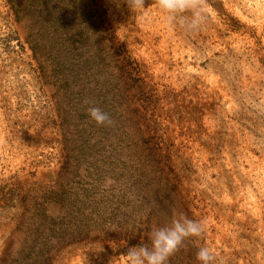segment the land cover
I'll return each instance as SVG.
<instances>
[{
  "label": "rangeland",
  "instance_id": "obj_1",
  "mask_svg": "<svg viewBox=\"0 0 264 264\" xmlns=\"http://www.w3.org/2000/svg\"><path fill=\"white\" fill-rule=\"evenodd\" d=\"M78 1L96 5L92 20L100 15L122 51L87 103L59 93L48 56L34 55L38 6L19 20L0 0V264H127L130 247L150 246L152 230L180 213L205 230L168 264H201V247L215 264H264V0H208L195 32L169 27L152 0L142 14ZM127 74L150 130L143 148L159 152L163 175L143 176L153 158L125 149L117 94ZM90 107L112 123L98 126Z\"/></svg>",
  "mask_w": 264,
  "mask_h": 264
},
{
  "label": "trees",
  "instance_id": "obj_2",
  "mask_svg": "<svg viewBox=\"0 0 264 264\" xmlns=\"http://www.w3.org/2000/svg\"><path fill=\"white\" fill-rule=\"evenodd\" d=\"M82 2L85 1L82 0ZM9 3L19 20L24 10L34 9L38 6L35 12L40 17L35 20V23L37 24L36 39L39 43L37 44V50L32 46V51H34L36 57L38 55L37 51L48 56L59 93H63L67 98L69 96L73 97L75 94L82 97V101L94 102V95L97 90H100L104 68L108 67L106 61L111 59V62H114L115 57L120 56L122 52L114 44V36L107 24L102 18L100 19V15L98 21L92 20L93 16L90 15L88 8H93L96 11V5L77 4L80 3L78 0H40L39 5L35 1L26 3L24 0H9ZM68 5H71L72 8H67ZM78 7L82 9L80 8L78 11ZM101 35L107 37L108 43L105 45H98ZM129 63L128 60L126 64L129 65ZM120 69L122 70L121 66H119V69L117 67V70ZM119 79L122 84L117 95L123 101L124 106L125 149L128 153H134L135 156L140 155L141 151H146L147 155L153 158L151 161H143L141 166L143 176L155 169L163 175L166 166L165 161H162V159L155 161V158L161 156L157 154L159 152L150 150L148 147L143 148V146L148 145L145 136L147 131L150 133V130H148V122L144 119L142 111L134 107L137 93L128 79V74L127 79H124V81L120 75ZM105 83L109 84L107 78ZM65 96L64 100L67 101ZM142 119H144L145 124ZM143 127H145V130H143ZM69 160L70 158H67L64 167L68 166ZM162 175H159L156 179L158 186L160 185L165 191L169 192V199L174 197L175 194L177 196L176 186L170 185V181ZM61 184L62 182L58 180L55 190L51 192L56 198L63 197V191L62 193L59 192ZM43 215L48 221L56 222L54 218L48 217L46 212ZM60 221L65 223L66 214ZM148 224L151 226L150 221Z\"/></svg>",
  "mask_w": 264,
  "mask_h": 264
},
{
  "label": "clouds",
  "instance_id": "obj_3",
  "mask_svg": "<svg viewBox=\"0 0 264 264\" xmlns=\"http://www.w3.org/2000/svg\"><path fill=\"white\" fill-rule=\"evenodd\" d=\"M119 7L126 5L134 14L146 13L147 0H114ZM165 14L169 27L179 26L188 32L200 30L207 19L208 0H152V5ZM87 103V101H86ZM88 114L98 126L112 123L110 116L99 107H90ZM205 230L204 221L188 218L183 213L173 218L170 226L154 228L150 233L151 244H140L127 250V264H168L173 256L191 237H199ZM201 264H215V254L208 247H201L197 252Z\"/></svg>",
  "mask_w": 264,
  "mask_h": 264
}]
</instances>
